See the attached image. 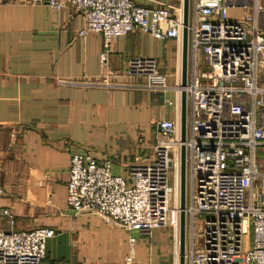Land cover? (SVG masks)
Returning a JSON list of instances; mask_svg holds the SVG:
<instances>
[{"label":"built area","instance_id":"2783aa9c","mask_svg":"<svg viewBox=\"0 0 264 264\" xmlns=\"http://www.w3.org/2000/svg\"><path fill=\"white\" fill-rule=\"evenodd\" d=\"M39 1L80 12L83 39L90 32L101 34L100 79L106 82L122 35L144 32L179 46L183 41V11L173 3ZM188 27L193 57L185 87L188 264H264V0H192ZM128 75L147 76L151 87H169V74L158 69L155 57H130ZM158 126L153 158L131 164L127 175L116 173L113 160L99 158L90 147L71 157L70 206L116 221L131 232L133 245L136 233L149 234L169 223L179 244L181 119L163 118ZM10 223V228L0 226V264H43L55 229L17 228L14 218ZM93 264H135L134 254L118 263ZM172 264H179L177 257Z\"/></svg>","mask_w":264,"mask_h":264},{"label":"crops","instance_id":"0c3cea01","mask_svg":"<svg viewBox=\"0 0 264 264\" xmlns=\"http://www.w3.org/2000/svg\"><path fill=\"white\" fill-rule=\"evenodd\" d=\"M136 1L169 2L183 11V0ZM83 25L69 6L0 0V210L9 209L0 211V226L10 228L14 218L21 229L73 228L66 215L72 154L90 147L104 159L109 150L117 156L114 171L127 175L131 164L153 158L158 121L181 119L182 44L144 32L122 35L111 56V82L97 83L102 36L83 39ZM134 55L157 58L169 87L148 86L145 75L119 76ZM192 63L189 45L188 79ZM53 237L47 257L54 259Z\"/></svg>","mask_w":264,"mask_h":264},{"label":"rangeland","instance_id":"374dc122","mask_svg":"<svg viewBox=\"0 0 264 264\" xmlns=\"http://www.w3.org/2000/svg\"><path fill=\"white\" fill-rule=\"evenodd\" d=\"M238 16L241 15L239 14ZM118 71L119 76H123L124 74L127 76L128 65L124 70ZM92 81L96 82L97 80ZM98 81L106 82L103 79H99ZM110 82L108 81L107 83ZM146 85L151 86L148 81ZM116 86H120V84L116 83ZM105 152L107 154L106 157L111 158L114 163V159L117 158L116 154L109 150ZM260 155L264 164V150L260 152ZM135 156L137 157V155ZM68 209L70 211L66 215L69 216V219L75 225L70 229L67 226L64 232H59V226L57 225H49L56 232L52 238V242L55 243L52 249L53 257L55 258L46 257L44 260L47 261V264H72L76 262L82 264H93L96 262L118 263L129 255L130 252L134 254L135 264H149V262L172 264L176 260V257L180 264V231L178 244L175 238L176 228L174 230L172 223H169L165 227L156 228L149 234L136 233L138 239L133 245L129 241L131 232L111 218L97 212L78 211L70 206L69 203ZM199 224L200 221H198L197 227H199ZM190 230L191 227L187 218L186 264H188L187 258L192 249Z\"/></svg>","mask_w":264,"mask_h":264},{"label":"water","instance_id":"95a60500","mask_svg":"<svg viewBox=\"0 0 264 264\" xmlns=\"http://www.w3.org/2000/svg\"><path fill=\"white\" fill-rule=\"evenodd\" d=\"M183 41H182V92H181V138L183 141L180 166V264H186V235H187V146L188 135V98L186 85L189 72V20L190 0H183Z\"/></svg>","mask_w":264,"mask_h":264}]
</instances>
